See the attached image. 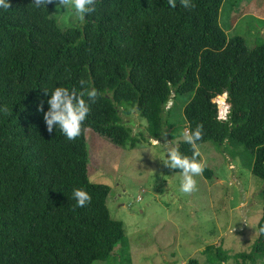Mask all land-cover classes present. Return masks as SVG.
Returning <instances> with one entry per match:
<instances>
[{
    "label": "trees",
    "instance_id": "obj_1",
    "mask_svg": "<svg viewBox=\"0 0 264 264\" xmlns=\"http://www.w3.org/2000/svg\"><path fill=\"white\" fill-rule=\"evenodd\" d=\"M31 2L0 8V264H93L125 238L107 204L110 185L90 179L86 138L93 129L136 147L141 138L121 108H136L160 140L173 126L171 96L191 94L184 116L189 129L203 124L198 145H244L254 156L252 173L264 180V41L251 48L244 36L227 34L220 21L225 0H193L191 10L180 0L175 8L167 0H97L94 12L65 27L53 14L70 9L56 11L57 0L41 8ZM81 79L102 95L84 97L90 112L70 141L59 128L47 131L38 107L44 101V112L49 108L43 88L79 91ZM219 99L230 105L227 123L217 121ZM177 147L191 157L188 143ZM203 174L213 171L205 166ZM75 188L91 195L86 207H75ZM263 253L259 231L243 257Z\"/></svg>",
    "mask_w": 264,
    "mask_h": 264
},
{
    "label": "rangeland",
    "instance_id": "obj_2",
    "mask_svg": "<svg viewBox=\"0 0 264 264\" xmlns=\"http://www.w3.org/2000/svg\"><path fill=\"white\" fill-rule=\"evenodd\" d=\"M225 2L220 21L225 27L235 22L227 34L244 36L251 48L264 41V0ZM246 9L249 15L238 19ZM53 17L62 27L80 22L72 9ZM190 96H171L167 105L173 126H166L159 146L151 144L146 119L136 108L130 114L120 109L132 135L141 138L134 148L86 130L90 179L110 185L111 216L123 221L126 232L109 258L93 264H189L191 258L201 264H264V253L243 257L258 239L264 206V180L252 173L251 150L242 144H199L202 161L213 174L195 177L197 189L191 194L180 191L181 172L159 158H166L164 144L177 146L183 140ZM134 245H139L135 252L143 251L142 245L149 251L136 254Z\"/></svg>",
    "mask_w": 264,
    "mask_h": 264
},
{
    "label": "clouds",
    "instance_id": "obj_3",
    "mask_svg": "<svg viewBox=\"0 0 264 264\" xmlns=\"http://www.w3.org/2000/svg\"><path fill=\"white\" fill-rule=\"evenodd\" d=\"M34 7L41 8L53 3V0H32ZM170 7H176V0H167ZM181 6L187 9H193L195 4L193 0H180ZM97 0H57L56 11L59 8L72 9L77 19L83 20L86 14H90L96 10ZM10 0H0V8L5 10L11 8ZM55 11V12H56ZM87 81L81 79L79 84L81 90L73 87L71 90L67 87L58 86L51 92L47 88H43L45 95L50 93V98L47 100L49 108L44 112V101L40 102L38 110L43 112L44 121L49 133L53 132L54 127L64 134V136L73 141L82 133V125L86 120L90 106L88 100L95 102L98 93L95 88L89 90L86 85ZM228 94L224 93L226 97ZM218 107L217 121L227 123L231 114L230 105L226 104L223 99L216 101ZM7 112V109H4ZM183 141L188 143L192 149L191 157L181 154L177 146H173L169 142L164 144L166 146V158L159 157L164 165L170 169H179L181 172L180 191L185 194H191L197 189V180L195 177L201 176L205 169V163L200 159L201 152L198 141L203 138V124L196 126L194 130L186 128L182 132ZM153 146L161 145L160 140L153 138L151 141ZM72 199L75 200V207L83 208L91 202V195L82 188H75L72 191ZM75 210V208L73 209ZM264 233V227L259 229Z\"/></svg>",
    "mask_w": 264,
    "mask_h": 264
},
{
    "label": "crops",
    "instance_id": "obj_4",
    "mask_svg": "<svg viewBox=\"0 0 264 264\" xmlns=\"http://www.w3.org/2000/svg\"><path fill=\"white\" fill-rule=\"evenodd\" d=\"M254 2H255V0H254ZM226 3V2H225ZM249 5V4H248ZM247 5V6H248ZM222 10H223V7H222ZM221 10V11H222ZM243 11V10H242ZM245 11V10H244ZM248 11H247V9H246V11L243 13V12H241L240 13V15H239V17H238V19L239 18H242V17H244V16H247V15H249L248 13H247ZM220 20H221V16H220ZM234 23L235 22H231L230 24H228V25H226V27L227 26H234ZM233 28V27H232ZM228 30V29H227ZM139 247V245H134L133 246V248H134V252H135V249H137ZM141 249L143 250V251H138V252H135L136 254H139V253H146L145 251L147 250V251H149V249L145 246L144 247V245H142V247H141Z\"/></svg>",
    "mask_w": 264,
    "mask_h": 264
}]
</instances>
